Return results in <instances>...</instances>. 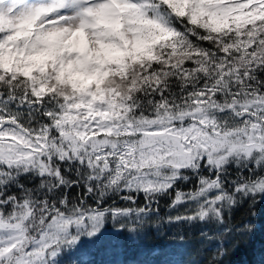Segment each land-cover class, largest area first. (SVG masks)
<instances>
[{
    "label": "snow or ice",
    "instance_id": "1",
    "mask_svg": "<svg viewBox=\"0 0 264 264\" xmlns=\"http://www.w3.org/2000/svg\"><path fill=\"white\" fill-rule=\"evenodd\" d=\"M241 247L264 264V0H0V264Z\"/></svg>",
    "mask_w": 264,
    "mask_h": 264
},
{
    "label": "trees",
    "instance_id": "2",
    "mask_svg": "<svg viewBox=\"0 0 264 264\" xmlns=\"http://www.w3.org/2000/svg\"><path fill=\"white\" fill-rule=\"evenodd\" d=\"M260 242V237H257L256 244ZM154 243V241H150ZM252 253L249 248L241 247L232 250L227 256L224 257L225 264H248L252 258Z\"/></svg>",
    "mask_w": 264,
    "mask_h": 264
}]
</instances>
